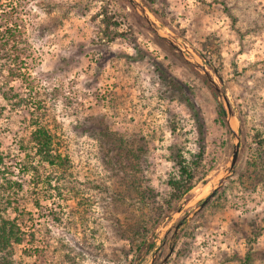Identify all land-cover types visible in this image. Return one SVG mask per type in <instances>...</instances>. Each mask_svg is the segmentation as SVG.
<instances>
[{
    "label": "rangeland",
    "instance_id": "rangeland-1",
    "mask_svg": "<svg viewBox=\"0 0 264 264\" xmlns=\"http://www.w3.org/2000/svg\"><path fill=\"white\" fill-rule=\"evenodd\" d=\"M154 1L162 21L143 0L130 1L134 9L122 0H0V31L12 24L22 31L14 41L19 76L10 85L30 101L13 110L0 93V151L9 154L2 168L22 184L16 205L32 211L20 223L26 240L18 258L25 263L264 264V0ZM106 14L122 29L131 27L130 37L111 40ZM157 29L173 51L156 43ZM152 61L192 93L207 127V174L180 201V211L150 228L145 240L154 239V247L140 251L138 226L155 211L135 183L162 191L171 147L176 143L188 159L197 150L192 112L179 98L161 96ZM196 71L229 101L233 116L226 111V121L240 137L233 172L237 139L224 126L217 100L224 108L226 102L218 92L216 100ZM39 102L63 165L27 154L33 147L24 137V116ZM121 137L129 143L144 138L148 168L135 170ZM252 158L261 164L257 180L246 174ZM30 164L39 176L33 168L26 173Z\"/></svg>",
    "mask_w": 264,
    "mask_h": 264
},
{
    "label": "trees",
    "instance_id": "trees-1",
    "mask_svg": "<svg viewBox=\"0 0 264 264\" xmlns=\"http://www.w3.org/2000/svg\"><path fill=\"white\" fill-rule=\"evenodd\" d=\"M122 1L130 4L132 9L135 8V5H133L130 0ZM143 1L150 11L162 21L161 18H163V13L154 6L155 1ZM142 19L147 23L144 17H142ZM112 20V17H109L106 14V19L103 21L106 26L104 33L106 35L110 34L109 38L111 40L117 36L124 38L130 37L131 33L128 31V29L131 30V27L128 29H122L120 27L121 22L119 20ZM112 25L114 26L113 30L111 29ZM21 35L22 31L17 24L6 25L5 28L0 31V93L2 97L7 100V104L12 106L13 110L15 108H26L30 103L29 99H27L16 87L10 85L12 79L19 76L20 68L18 67L17 62L20 59V53L14 41L21 37ZM154 38L156 43H158L160 46L173 51L172 46L166 41L164 37L154 34ZM200 55L202 57H207V55L204 53H200ZM180 59L182 61L188 62L181 56ZM152 64H154L155 67L158 84L160 85L159 88L161 96L168 97L169 95V98L172 99L174 96L179 98L180 101L187 105L189 110L192 112V118L195 121L196 127L197 150L192 152L191 158L188 159L176 143L173 147H171L169 159L173 163L172 170L167 174L168 177L166 179V185L162 191L156 189L154 186H143L144 183H135V188L141 196V201H145V205L151 204L150 208H153L155 211V213H153L147 221L142 222L138 226L140 234L144 237L141 241V246L139 249L140 251L145 249V247L148 249L154 247V239H151L150 242L145 240L151 231L150 228H154V225L166 217V215L168 216L172 212L180 211V201L185 196H187L194 185L202 180L207 174V169H205V165L203 163L206 157L207 127L204 118L200 114V110H198L199 112L197 111V106L194 103L192 93L182 92L181 86L176 83V78H174L167 69H161V67L153 61ZM191 67L193 66L191 65ZM196 72L205 79L217 100L218 93L214 86H212L210 83L209 78L198 71ZM217 102L218 114L227 131L230 132L231 129L226 121V110L224 105L218 100ZM42 109L43 108L39 102L36 106H33V111L29 112L30 118H28L27 115L24 116L26 122L24 124V132L26 133L24 137L27 136V142L29 141V145L33 147V152H29L27 154L30 156V159L35 158V156H39L41 160H46L49 164L56 163L55 161H57L58 165H63L65 159L54 151L52 148V135L49 132V129L41 123L40 116L43 114ZM120 141L122 150L129 155V161L133 163L135 170L140 171L141 167L146 169L151 165L152 161L147 154V143L143 137L132 141V143H129L127 139L122 137ZM127 154L124 155V158H127ZM7 157H9V154L7 155L0 151V178H3L1 177L2 174H4L2 176H5V183L1 182L0 184V264H30L25 263L20 258H18V246L20 243L26 240L25 233L22 230L20 223H23L27 218H31L32 211L16 205L18 191L21 189L22 184L18 181L11 180L9 177H7L6 170H3L4 168L2 167L5 165ZM252 159L254 160L251 167L252 171H249L248 169L246 174L248 177L253 176V178L257 180L260 178L259 166L261 164L257 163V159ZM32 168L33 172H37L39 176V168L32 164L24 165L26 173ZM39 180L40 179H38V181ZM146 198L148 199L146 200ZM35 204L36 206H40L39 200H35ZM9 207H12V210L16 213L15 217L13 218L9 216V214L5 213L8 210L6 208ZM250 225L253 226L255 224L250 223ZM31 235V241H35V235ZM253 235L256 238L259 236V233H253ZM253 235H249L248 239L250 240ZM169 245H172V242H169ZM170 248L171 247H169V249ZM63 258L68 260L67 255H65ZM60 260L62 261V259ZM31 264L42 263L37 261ZM60 264H62V262H60Z\"/></svg>",
    "mask_w": 264,
    "mask_h": 264
},
{
    "label": "water",
    "instance_id": "water-1",
    "mask_svg": "<svg viewBox=\"0 0 264 264\" xmlns=\"http://www.w3.org/2000/svg\"><path fill=\"white\" fill-rule=\"evenodd\" d=\"M130 1H132L133 3L135 2V0H130ZM145 15H146L147 19L150 21V18L148 17L146 11H145ZM150 22H151V21H150ZM151 24L153 25L152 22H151ZM157 34H158L159 36H162V37H163V35L160 34V32H159L158 29H157ZM211 82H212V81H211ZM212 84H213V82H212ZM213 86L215 87L216 91H217L219 94H221L222 97L224 98V100H225V102H226V107H225V108H226V111H228V113H229L231 116H233V113H232V111H231V108H230L229 101H228L227 97H226L225 94L222 93V91H221L220 89H218L214 84H213ZM228 124H229V127H230L231 131L233 132L234 136H235L236 139H237V141H236V143H235V145H234V151H233V155H232V159H231V161H230V167H229V170H230L231 172H233V171H234V168H235V165H236V162H237V159H238L239 150H240V137H239V134H238V133L234 130V128L232 127L230 120H228ZM226 178H227V177L225 176V177H223V178L220 179L219 185H218L217 187H214V188L212 189V191H211V192L205 197V199L200 203V205H199V207H198L197 210L202 209V208H203V207H204V206L210 201V199L213 198V197L215 196V194H216V192H217V190H218L220 184L223 183L224 180H226ZM181 224H182V221H179V222L177 223V225H176V232H177V230H178V228L180 227ZM173 250H174V246H171L169 253H168V254L166 255V257L164 258V263H166V262L168 261V259H169V257L171 256Z\"/></svg>",
    "mask_w": 264,
    "mask_h": 264
}]
</instances>
